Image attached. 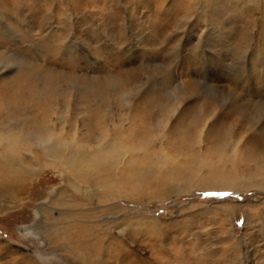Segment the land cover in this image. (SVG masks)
<instances>
[{
    "label": "rangeland",
    "instance_id": "rangeland-1",
    "mask_svg": "<svg viewBox=\"0 0 264 264\" xmlns=\"http://www.w3.org/2000/svg\"><path fill=\"white\" fill-rule=\"evenodd\" d=\"M7 92L0 151L38 169L0 209V264H264V0H0ZM36 135L63 158L115 146L146 180L100 204ZM231 172L263 184L238 191ZM66 181L83 207L50 205Z\"/></svg>",
    "mask_w": 264,
    "mask_h": 264
},
{
    "label": "bare ground",
    "instance_id": "bare-ground-1",
    "mask_svg": "<svg viewBox=\"0 0 264 264\" xmlns=\"http://www.w3.org/2000/svg\"><path fill=\"white\" fill-rule=\"evenodd\" d=\"M7 96L5 99L0 100V112L2 114L3 105H11L17 106L15 104H20L15 101L9 100L11 97L10 93H6ZM29 95V92H27ZM9 99H8V98ZM35 99V101L33 100ZM33 102L37 104L35 106L36 112L37 108L42 106V98H36L35 96L31 98ZM11 101V102H10ZM28 114V113H26ZM41 114L37 112V115L39 116ZM36 114L34 115L35 122L37 123L39 120V117ZM24 128H26V124L28 122L27 118L24 119ZM40 126H38L39 128ZM32 129V128H31ZM20 134H25V132L18 131ZM28 138V136H27ZM36 142L37 145L36 147H42L44 150V154L48 158H52L54 160H58L56 163L57 166L63 168L66 172L70 173V176L75 180L71 178V184L72 186L77 187V189H81L83 185H90L94 186L95 193L93 194L91 199H96L98 203L100 204H107V203H112L115 200H118L121 198V196H124V190L123 189V184L127 179H133L132 181H142L146 180L144 177H142L139 172H132L133 169L131 167L128 168H120L118 166V154L119 150L115 146L112 148L115 154H108L105 152L103 149L99 150H94L91 149L89 152H83V151H78L76 149V152L71 154L69 157L63 158V154L60 153L62 149L65 147L61 141H53L51 139H45L41 135H36ZM60 139V138H59ZM1 141H7L8 144L12 143V139L9 137H2ZM63 142V141H62ZM80 150V149H79ZM82 150V149H81ZM111 153V152H109ZM21 161V162H20ZM38 167H35L33 169L26 168L22 164V160L19 159V154L16 152L12 151H0V203L3 205L0 206V209H8V205L12 203H16V193L19 191H24L28 183L31 181V177L35 175L37 172ZM123 171H122V170ZM117 171V172H115ZM116 174H118V177L116 178ZM237 173L231 172L228 177H226L225 181L228 183V187H232L234 189H237L238 191H243L248 188L250 185L254 184H261L262 181L259 180V178L256 180H247L244 178H239L236 176ZM65 175V174H64ZM69 176V177H70ZM115 176L114 183L111 181V179ZM66 178L67 175H65ZM218 177V174H213V175H208L204 176V179L206 181V185H209V182L211 179H214ZM167 178V177H166ZM70 179V178H69ZM218 181V180H217ZM217 181L216 184L218 183ZM214 182V183H215ZM67 183V181H66ZM79 185H78V184ZM81 183V184H80ZM113 183V184H112ZM212 183V182H211ZM219 184V183H218ZM263 184V182H262ZM67 183L65 186L62 187V189L57 193V195L53 198H51L50 205L52 207H58V208H63L65 210H68L69 208H74L77 206H82L83 203H86L84 200L82 201L80 198H75L74 196L77 194L72 193L69 191L70 186ZM28 187V186H27ZM137 190V189H133ZM165 190V192H164ZM169 190L168 193H166ZM176 190H178V187L176 185H171V183L167 182L165 183V186L163 185L162 189L157 190L153 192L150 196H153L155 194H160L162 196H165L166 194L174 193ZM89 193V192H87ZM91 193V192H90ZM123 194V195H122ZM79 195V193L77 194ZM89 196V194H88ZM88 199V198H87ZM89 206V204H88ZM116 206V205H115ZM81 207V208H82ZM108 209V212L111 213H119L120 211V206L110 208L113 206H106ZM99 209V208H97ZM64 211V210H63ZM38 213L40 214L39 219H43V217L47 221H51V217H49V208L45 204H41ZM43 221V220H42ZM41 221V222H42ZM128 221V220H127ZM43 223V222H42ZM124 223V222H123ZM127 223V222H126ZM101 225V224H100ZM128 225V223L126 224ZM40 226V225H39ZM42 227V226H41ZM73 226H69V229L71 230ZM76 228L75 231L73 232H78L80 235H76L75 241L78 243L80 242L82 246L86 247L84 243V238L86 235L84 234L85 232L81 233V227L79 225L75 226ZM44 229V228H42ZM46 231H44L45 233ZM79 237V239H78ZM99 245V246H98ZM101 243L96 244L94 247L100 248ZM83 252V250H82ZM86 255V254H85ZM87 256V255H86ZM95 259V258H94ZM89 264V261L92 259H87ZM185 262V261H184ZM92 263V262H91Z\"/></svg>",
    "mask_w": 264,
    "mask_h": 264
},
{
    "label": "snow or ice",
    "instance_id": "snow-or-ice-1",
    "mask_svg": "<svg viewBox=\"0 0 264 264\" xmlns=\"http://www.w3.org/2000/svg\"><path fill=\"white\" fill-rule=\"evenodd\" d=\"M208 196H217V195H228V193H206Z\"/></svg>",
    "mask_w": 264,
    "mask_h": 264
}]
</instances>
